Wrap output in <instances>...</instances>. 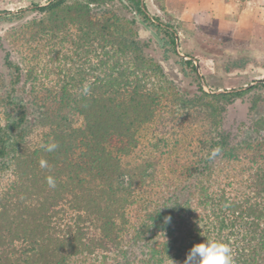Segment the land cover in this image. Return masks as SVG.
<instances>
[{
  "label": "trees",
  "instance_id": "obj_1",
  "mask_svg": "<svg viewBox=\"0 0 264 264\" xmlns=\"http://www.w3.org/2000/svg\"><path fill=\"white\" fill-rule=\"evenodd\" d=\"M18 22V62L0 67V264H183L208 239L264 264V84L232 136L249 90L204 91L143 0L0 12Z\"/></svg>",
  "mask_w": 264,
  "mask_h": 264
},
{
  "label": "rangeland",
  "instance_id": "obj_2",
  "mask_svg": "<svg viewBox=\"0 0 264 264\" xmlns=\"http://www.w3.org/2000/svg\"><path fill=\"white\" fill-rule=\"evenodd\" d=\"M48 1L0 0V12L15 13ZM143 8L176 32V51L195 66L204 91L217 94L249 90L236 101L223 127L232 136L239 135L240 130L245 134L250 131L259 116H248L252 97L257 95L250 88L264 84V0H143ZM22 24H0V67L7 51L18 62L11 40ZM150 34L159 41L156 34ZM172 67L165 69L177 82ZM262 97L264 101V93Z\"/></svg>",
  "mask_w": 264,
  "mask_h": 264
},
{
  "label": "clouds",
  "instance_id": "obj_3",
  "mask_svg": "<svg viewBox=\"0 0 264 264\" xmlns=\"http://www.w3.org/2000/svg\"><path fill=\"white\" fill-rule=\"evenodd\" d=\"M58 146L52 143L46 146L47 151H53ZM221 149L215 148L211 153V158L220 154ZM41 167H46L47 162L41 161ZM50 187H55V184L50 180ZM170 221V218H166ZM183 264H234V258L231 247L219 240L208 239L201 243L194 244L186 255Z\"/></svg>",
  "mask_w": 264,
  "mask_h": 264
}]
</instances>
